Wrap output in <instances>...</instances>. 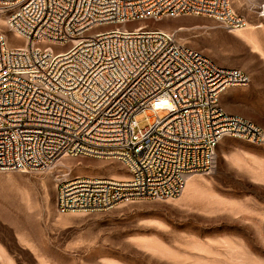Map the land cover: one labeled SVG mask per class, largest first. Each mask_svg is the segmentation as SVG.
Masks as SVG:
<instances>
[{"label":"built area","instance_id":"2783aa9c","mask_svg":"<svg viewBox=\"0 0 264 264\" xmlns=\"http://www.w3.org/2000/svg\"><path fill=\"white\" fill-rule=\"evenodd\" d=\"M184 15L230 30L247 23L234 0H0L11 33L0 27V171L44 172L67 156L117 160L126 177H58L59 212H97L179 195L189 175L213 171L225 137L264 144L259 124L219 102L250 75L172 32L132 25Z\"/></svg>","mask_w":264,"mask_h":264},{"label":"rangeland","instance_id":"374dc122","mask_svg":"<svg viewBox=\"0 0 264 264\" xmlns=\"http://www.w3.org/2000/svg\"><path fill=\"white\" fill-rule=\"evenodd\" d=\"M262 1L234 0L245 27H253L244 33L251 41L198 15L132 25L172 32L214 62L250 75L249 85L228 89L219 102L264 129ZM147 114L155 112L137 114L140 128L149 125ZM69 169L91 177L128 175L119 161L94 156H67L44 172L0 171V264H264V144L225 137L213 171L192 174L189 190L185 185L175 197L124 201L105 211H58V177Z\"/></svg>","mask_w":264,"mask_h":264},{"label":"bare ground","instance_id":"6f19581e","mask_svg":"<svg viewBox=\"0 0 264 264\" xmlns=\"http://www.w3.org/2000/svg\"><path fill=\"white\" fill-rule=\"evenodd\" d=\"M254 2H255V1H254ZM261 15L264 16V10L262 11V14H261ZM0 22H3V25H4V23H5L3 20H0ZM138 25H142V24H138ZM252 28H253L252 26H248V27H245V26H244V28H243V27H240V28H237V29H239V30H238V33H239V32L243 33L244 37L251 41V40H253L251 34H250V33L244 34V33H246L247 31L251 30ZM235 30H236V28H235ZM244 30H246V31H244ZM236 31H237V30H236ZM239 34H240V33H239ZM12 37L15 38L14 35H12ZM191 175H192V174H191ZM191 175H189V176L187 177V180H186V183H187V184H185V185H186V190H189V189H190L191 187H193L194 184H195V178L191 177ZM184 187H185V186H184ZM183 189H184V188H183Z\"/></svg>","mask_w":264,"mask_h":264},{"label":"crops","instance_id":"0c3cea01","mask_svg":"<svg viewBox=\"0 0 264 264\" xmlns=\"http://www.w3.org/2000/svg\"><path fill=\"white\" fill-rule=\"evenodd\" d=\"M232 88H233V87H232ZM229 89H230V88H229ZM227 90H228V89H227ZM227 90H225L223 93H225ZM223 93H222V94H223ZM222 94H221V95H222ZM221 95H220V97H221ZM223 108H224V107H223ZM224 109H225V108H224ZM225 111H226V110H225ZM226 112H227V111H226ZM227 113H229V112H227ZM229 114L239 115V114H237V113H235V114H234V113H229ZM240 116H242V115H240Z\"/></svg>","mask_w":264,"mask_h":264}]
</instances>
